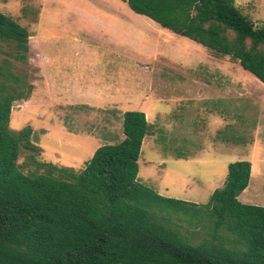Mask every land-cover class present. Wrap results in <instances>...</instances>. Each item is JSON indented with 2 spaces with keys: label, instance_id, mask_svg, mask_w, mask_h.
I'll list each match as a JSON object with an SVG mask.
<instances>
[{
  "label": "rangeland",
  "instance_id": "obj_1",
  "mask_svg": "<svg viewBox=\"0 0 264 264\" xmlns=\"http://www.w3.org/2000/svg\"><path fill=\"white\" fill-rule=\"evenodd\" d=\"M236 2L264 23V0ZM0 11L31 34L25 61L15 58L14 42L0 40V64L12 59L34 84L14 102L10 127L33 128L37 159L83 169L99 146L124 139L125 111L141 110L151 131L138 178L161 194L202 205L225 185L229 163L253 161L254 173L264 172V82L239 60L197 52L198 42L126 0H0ZM32 154L22 149L24 172L36 169ZM239 199L252 204L249 186ZM179 223L196 242L209 230Z\"/></svg>",
  "mask_w": 264,
  "mask_h": 264
},
{
  "label": "trees",
  "instance_id": "obj_2",
  "mask_svg": "<svg viewBox=\"0 0 264 264\" xmlns=\"http://www.w3.org/2000/svg\"><path fill=\"white\" fill-rule=\"evenodd\" d=\"M126 1L264 82V23L236 0ZM30 35L0 11V40L14 42L20 61ZM14 67L8 57L0 64V264H264V206L239 199L250 183L249 160L229 163L225 185L205 204L163 195L138 178L147 114L127 110L124 139L99 146L83 169L41 161L33 128L10 127L14 102L34 87ZM24 148L35 170L20 168ZM179 222L209 230L196 242Z\"/></svg>",
  "mask_w": 264,
  "mask_h": 264
},
{
  "label": "crops",
  "instance_id": "obj_3",
  "mask_svg": "<svg viewBox=\"0 0 264 264\" xmlns=\"http://www.w3.org/2000/svg\"><path fill=\"white\" fill-rule=\"evenodd\" d=\"M198 45H201L199 47L200 49H203V50H196V51L199 53L203 52L204 55H207L209 57V51L205 50L204 48L205 46H203L200 43ZM191 63L193 64L195 62H191ZM190 80H192L193 83H198L200 87H203L204 84H208V80L205 82L204 80L200 78L194 77L193 79H190ZM202 90L203 89H200L199 95L202 94ZM253 143H257V142H253ZM251 163H252V171H251V179L249 183L250 201L252 204L264 206V172L261 171L255 174L253 161Z\"/></svg>",
  "mask_w": 264,
  "mask_h": 264
}]
</instances>
